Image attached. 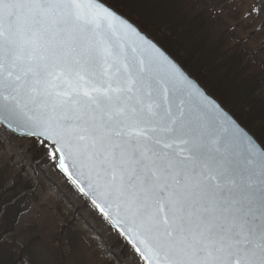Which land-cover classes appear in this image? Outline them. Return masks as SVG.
I'll use <instances>...</instances> for the list:
<instances>
[{"label":"snow or ice","instance_id":"snow-or-ice-1","mask_svg":"<svg viewBox=\"0 0 264 264\" xmlns=\"http://www.w3.org/2000/svg\"><path fill=\"white\" fill-rule=\"evenodd\" d=\"M199 5L264 59V41L243 30L259 6ZM0 142L34 173L0 201V245L20 264H32L34 243L18 238L15 209L29 196L43 208L44 164L131 245L136 264H264V133L103 0H0ZM126 250L109 248L112 264Z\"/></svg>","mask_w":264,"mask_h":264},{"label":"rangeland","instance_id":"rangeland-1","mask_svg":"<svg viewBox=\"0 0 264 264\" xmlns=\"http://www.w3.org/2000/svg\"><path fill=\"white\" fill-rule=\"evenodd\" d=\"M163 1L166 3L163 9L167 11L171 1ZM237 2L260 7L259 12L253 11L244 18L243 30L247 31L249 28H254L256 40L258 42L264 41V25L259 23L264 21V0H237ZM160 5L163 7L162 4ZM182 8V11L188 10L205 18L204 22L192 17L193 21L205 28L210 35L222 41L225 50L230 55L238 53L239 58L235 60L240 65L245 64L247 66L248 59L246 60V58L248 57L251 62H249V66L255 69L253 72L262 77V90H264V59L254 57L250 51L246 52L243 44L237 46L232 34L226 28L217 26L214 21L208 18V14L201 12L199 0H185ZM117 9L122 12L121 8L117 7ZM163 9H159V17L164 15ZM122 13L126 16L129 14ZM127 17L138 24L137 16L129 14ZM261 54L264 56V49H262ZM176 56L183 62V54L176 53ZM196 63L201 64L197 61ZM224 65L218 69L228 68V64ZM185 69L193 75L187 68ZM194 74L198 80H202L201 75L196 71ZM205 84L206 82L203 83L204 87L207 86ZM258 92L260 91L258 90ZM263 94L260 93V95ZM228 102L224 100L225 106L228 107L224 106L225 109L251 130L258 132L249 122L257 117L264 120V115H260L258 107L257 110L255 109L252 100H246V104L240 102L239 105H236L235 102L232 104L230 100ZM22 143L25 148L19 151L24 152L28 141L24 140ZM21 167L23 172H21ZM38 172L37 196L40 198L38 203H41L43 208L37 213L35 205L29 206L32 197H26L24 201H21L23 202V210L16 224L18 238L32 237L33 239L34 248L28 253L32 264H112V257L108 254V249L120 251L122 245L118 234L95 213L82 196L50 164L41 165ZM0 173H4V175L0 174L1 177L4 176V183L0 186V190L11 186L18 175L22 183H31L34 179V173L28 160H21L19 155H10L2 142H0ZM18 187H20L19 184ZM3 193L5 192L0 191V195ZM8 247L0 245V250L6 251L9 249ZM122 258L124 264H136V259H133L131 251L126 250Z\"/></svg>","mask_w":264,"mask_h":264},{"label":"trees","instance_id":"trees-1","mask_svg":"<svg viewBox=\"0 0 264 264\" xmlns=\"http://www.w3.org/2000/svg\"><path fill=\"white\" fill-rule=\"evenodd\" d=\"M106 1L114 8H121L124 13L137 16L138 24L143 30L161 43L194 76L195 71L201 75V81L198 77L195 76V78L202 85L206 82L205 86L208 87L205 88L223 106H225L224 100L226 102L230 100L232 104L235 102L239 105L240 102L246 104L245 101L251 99L255 109L257 110L258 107L260 115H264L262 114L264 113V94L260 95L261 92L264 93L263 80L260 75L253 72L255 69L249 66V58H246L249 68H246L245 64L240 65L236 62L235 59L239 58L238 53L230 55L225 50L222 41L210 35L205 28L192 19L194 17L205 22V18L188 10L182 11L185 0H170L171 4L167 11L163 9L166 6L163 0H158V2L157 0ZM159 9H163L162 17L158 15ZM176 53L183 54V62L176 56ZM196 61L201 64L198 65ZM224 64H228V68L219 70L218 68L225 66ZM250 121L249 124L257 129L258 133H264V120L257 117ZM0 174L4 175V173ZM1 178L0 186L4 183V176ZM15 190H19V187ZM0 191L5 192L3 188ZM10 195V192L3 193L0 195V201ZM22 203L20 202L15 209L18 219L23 210ZM0 264H20V262L12 251L3 249L0 250Z\"/></svg>","mask_w":264,"mask_h":264},{"label":"water","instance_id":"water-1","mask_svg":"<svg viewBox=\"0 0 264 264\" xmlns=\"http://www.w3.org/2000/svg\"><path fill=\"white\" fill-rule=\"evenodd\" d=\"M104 2V1H103ZM104 3H106V2H104ZM107 4V3H106ZM108 5V4H107ZM111 7V6H110ZM111 8H113V7H111ZM116 12H118V13H120V14H122L120 11H118V10H116L115 8H113ZM123 16H125L124 14H122ZM126 17V16H125ZM128 18V17H127ZM129 19V18H128ZM130 20V19H129ZM131 22H133L132 20H130ZM134 23V22H133ZM135 24V23H134ZM137 25V24H136ZM145 32V31H144ZM146 33V32H145ZM58 170V169H57ZM59 171V170H58ZM60 172V171H59ZM61 173V172H60ZM66 178V177H65ZM67 179V178H66ZM74 186V185H73ZM75 187V186H74ZM78 191V190H77ZM82 195V194H81ZM83 196V195H82ZM84 197V196H83ZM85 198V197H84ZM86 200H87V198H85ZM88 201V200H87ZM90 204H91V202L90 201H88ZM96 210V209H95ZM97 211V210H96ZM98 212V211H97ZM99 213V212H98ZM101 215V214H100ZM105 221H106V219L104 218V217H102ZM107 222V221H106ZM107 224L109 225V223L107 222ZM110 226V225H109ZM111 227V226H110ZM112 228V227H111ZM115 232H116V230L114 229V228H112ZM120 237H122V236H120ZM123 238V237H122ZM123 240L127 243V241L123 238ZM129 245V244H128ZM130 246V248H131V245H129Z\"/></svg>","mask_w":264,"mask_h":264},{"label":"bare ground","instance_id":"bare-ground-1","mask_svg":"<svg viewBox=\"0 0 264 264\" xmlns=\"http://www.w3.org/2000/svg\"><path fill=\"white\" fill-rule=\"evenodd\" d=\"M0 178H1V176H0ZM2 179V178H1ZM120 237V236H119ZM120 241H121V245H122V247H126V249H129L130 248V246L123 240V238L122 237H120Z\"/></svg>","mask_w":264,"mask_h":264}]
</instances>
